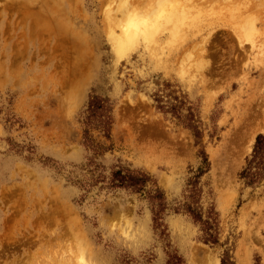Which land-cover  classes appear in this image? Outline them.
<instances>
[{"label": "rangeland", "instance_id": "rangeland-1", "mask_svg": "<svg viewBox=\"0 0 264 264\" xmlns=\"http://www.w3.org/2000/svg\"><path fill=\"white\" fill-rule=\"evenodd\" d=\"M160 1L158 33L118 52L122 15ZM95 94L112 105L98 154L82 125ZM258 134L264 0H0V264H264V178L240 176ZM119 168L151 180L112 187Z\"/></svg>", "mask_w": 264, "mask_h": 264}, {"label": "trees", "instance_id": "trees-1", "mask_svg": "<svg viewBox=\"0 0 264 264\" xmlns=\"http://www.w3.org/2000/svg\"><path fill=\"white\" fill-rule=\"evenodd\" d=\"M112 105L107 97L100 95H92L87 103V107L83 114V143L94 154H98L101 149V145L95 143L90 134L91 129H99L103 133L106 139L110 138V129L112 124ZM203 157V163H207L206 155L201 152ZM198 170V174L194 175L188 180V184L192 187L196 186L197 178L203 171ZM240 176L245 179V183L251 185L259 182L264 178V134H258L256 136L252 153L250 158H247L246 166L242 169ZM151 179L149 176L141 171L132 170L129 168L116 169L111 174L110 183L112 187H125L132 191L140 192L144 191L146 185ZM147 197L152 203L153 209V222L156 229L160 230L162 223V213L165 206V199L161 190L154 186L146 190ZM186 211L193 217L195 221L200 222L203 225V231L205 236L203 240L207 243H216L217 235L215 229V221L202 219V215L195 208L187 207ZM163 233V230H160ZM225 264V261H222Z\"/></svg>", "mask_w": 264, "mask_h": 264}, {"label": "bare ground", "instance_id": "bare-ground-1", "mask_svg": "<svg viewBox=\"0 0 264 264\" xmlns=\"http://www.w3.org/2000/svg\"><path fill=\"white\" fill-rule=\"evenodd\" d=\"M157 1V0H156ZM165 1V0H164ZM177 1V0H176ZM167 3V2H166ZM169 3V1H168ZM175 4H178V3H175ZM123 5V4H122ZM121 5V6H122ZM128 5V4H127ZM126 5V6H127ZM131 5V4H130ZM133 5V4H132ZM169 5V4H168ZM171 5V4H170ZM119 7V6H118ZM123 8V7H122ZM122 8L120 10H122ZM139 8V7H138ZM178 7L175 8V10L177 9ZM181 8V7H180ZM179 8V9H180ZM129 9V7H128ZM132 9V8H131ZM130 9V10H131ZM164 9L165 6H164V3H162V1L158 2V5L156 8H153L152 10L150 11H147V13L144 14V16H138L136 14H134L132 11V13H125V15H122L124 18L122 20L121 18V31H119V34H116L114 33V35L116 34L117 37L115 36V48L116 50L119 52L123 49H126L127 47H129L130 45H132L137 39L138 37H140V35H142L144 37V39L147 40H151L156 33H158L157 31L159 30L160 28V19L161 17L164 15ZM168 9V8H167ZM171 9V8H170ZM119 10V11H120ZM124 11H126L125 9H123ZM122 10V11H123ZM129 10V11H130ZM173 10V9H171ZM178 10V9H177ZM182 10V9H181ZM117 11V10H116ZM118 11V12H119ZM113 12V11H112ZM128 12V11H126ZM135 12V11H134ZM144 12V11H143ZM146 12V11H145ZM178 12V11H177ZM181 12V11H180ZM183 12V11H182ZM137 13V12H136ZM168 14L165 15V18H166V21H171L172 18H174V12L173 13H169L167 12ZM185 13V12H184ZM122 14V12L120 13ZM124 14V12H123ZM139 14V13H138ZM179 14V13H178ZM240 14V13H239ZM182 15V14H180ZM179 16V15H178ZM116 17V16H115ZM120 17V16H119ZM248 17V16H246ZM250 17V16H249ZM182 18V17H181ZM178 19V18H177ZM235 19V18H234ZM249 19V18H247ZM114 20V18H113ZM240 20V19H238ZM246 20V19H245ZM117 20L115 19L114 20V24H116ZM163 21V20H162ZM175 21H178V20H175ZM236 21V20H235ZM119 22V21H118ZM184 22V21H183ZM244 22V21H242ZM248 22V21H247ZM246 22V23H247ZM166 24V23H165ZM164 25V24H163ZM185 25V24H184ZM117 26V24H116ZM120 26V25H119ZM117 26V27H119ZM242 26V25H241ZM245 26L247 27V24H245ZM166 27V26H163V28ZM244 27V26H242ZM244 27V28H246ZM120 29V28H119ZM173 29V28H171ZM181 30V29H180ZM244 30V29H243ZM172 31V30H171ZM182 31V30H181ZM170 32V31H169ZM176 32V31H175ZM178 34V32L176 33ZM113 35V36H114ZM174 35V34H173ZM172 35V36H173ZM180 36V35H179ZM259 48V47H258ZM205 54V53H204ZM198 62V61H197ZM261 124V122L259 123ZM260 128V127H258ZM243 150V149H242ZM83 264H87V263H83Z\"/></svg>", "mask_w": 264, "mask_h": 264}]
</instances>
